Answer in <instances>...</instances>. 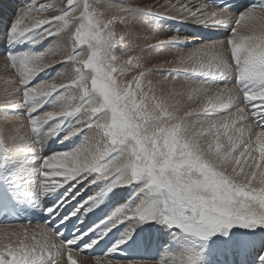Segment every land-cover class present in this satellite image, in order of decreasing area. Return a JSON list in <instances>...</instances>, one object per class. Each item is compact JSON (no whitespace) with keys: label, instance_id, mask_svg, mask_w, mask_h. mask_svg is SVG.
<instances>
[{"label":"snow or ice","instance_id":"6c2138e0","mask_svg":"<svg viewBox=\"0 0 264 264\" xmlns=\"http://www.w3.org/2000/svg\"><path fill=\"white\" fill-rule=\"evenodd\" d=\"M107 7L111 12L106 15L94 6V0H66V5L59 6L45 3L39 11L20 12L13 21L9 29L13 42L41 30V39L57 37L58 42L44 54L4 58V67L10 66L19 76L9 81L12 88L8 94L15 98L7 101L5 109L35 106L28 118L17 122L20 129L27 130V137L9 135L5 127L0 132V145L28 149L32 133L44 124L86 113L83 127L65 139L84 129L95 130L98 139L43 160L44 194L72 181L82 183L91 178L95 183L119 177L117 183L141 182V191L149 199L134 209H117L110 218L113 227L125 220L134 224L156 221L207 242L218 234L227 236L234 226H264V130L255 131L250 122L264 114V26L251 23L264 22V7L233 16L202 4L196 11L185 9L169 16L201 25L232 26L229 38L204 43L154 65L155 69L169 67L212 78L235 76L236 84L231 87L211 88L207 83L194 82L192 91L184 94L195 106H184L176 99L180 93L157 95L150 78L152 68L145 67L144 62L145 56L164 45L188 38L173 35L146 42L139 54L132 55L136 50L129 41L130 34H121L118 26L129 25L140 10L111 2ZM47 9H52L51 14L45 15ZM143 11L162 16L150 7ZM84 45L91 50L86 58L77 51ZM57 63L66 64L67 69L56 81L29 87L37 74ZM169 79L174 80L164 77ZM61 89L66 90L69 100L77 102L75 106L31 115L40 107L36 101ZM222 106H234L235 110L216 119L200 118ZM117 150L122 154L120 159L105 160ZM91 202L95 204L96 198ZM58 212V208L48 210L50 216ZM60 236L46 225L35 231L23 226L2 228L0 264H63L65 254L67 264H77L73 255L86 254L97 243L85 241L81 247L80 237L62 241ZM124 243L126 240H120L112 251ZM186 264H197V258L189 256ZM260 264H264V255Z\"/></svg>","mask_w":264,"mask_h":264},{"label":"rangeland","instance_id":"374dc122","mask_svg":"<svg viewBox=\"0 0 264 264\" xmlns=\"http://www.w3.org/2000/svg\"><path fill=\"white\" fill-rule=\"evenodd\" d=\"M187 1L186 0H178V1L176 0H94V6L99 11H104L106 15L110 14L111 12V10L107 8V5L109 2L119 3V5H122V6L124 5L126 7L136 8L140 10L150 7L154 11L159 12L162 15L160 16L155 13L144 11L145 13L138 14L137 18L133 20L132 22H130L129 25L127 26L119 25L118 26V31H121V34H130L129 41L134 45V49L136 50L135 52L131 53L132 55L139 54L140 48L144 47L146 45V42L155 43L157 39H167L168 37L173 36V35H176L179 37H187L188 39L184 42H174V43L164 45L163 47L159 48L155 52V54L145 56L144 62H145V67L152 68V73H151L152 76L150 78L152 79L153 84L156 87L157 95L162 94L164 96H173L175 93H180L181 95L177 96L176 99H179L184 106H188V105L195 106L191 101H188L187 95L184 94L186 92L192 91V87H194V82L195 83H199V82L207 83L211 88L222 87V86L231 87V86H234V83H232V76L225 77V78H212V77L202 76L201 74H198V73L187 72V71L180 70V69L170 70L169 67L155 69L154 65L164 64L166 60L168 61L173 60L176 57V55L180 53H187L195 49L196 47L201 46L204 43L223 41L229 38L231 34L232 26L231 25H201V24H197L193 22L191 19H188L187 21L192 22V23L185 24V23H182L181 21L186 20V19L169 18V16L179 15V13L183 12L185 9H191L192 11H196L197 8H199V5H197L199 3L198 0H193L194 2L192 0H187ZM45 3H48V4L56 3L59 6V4L61 3L66 5V0H20V1L19 0H0V32H2L0 33V132H3L5 127H7L9 129V135H16L18 138H26L27 130L20 129L18 127L17 122L24 121L26 118H28L29 111L32 107L35 106V104L19 106L10 111L5 109V105L7 104V101L9 99L15 98V97H10L8 94L12 88V85L9 83V81L17 80L19 76L16 70L12 69L10 66L8 68L4 67L6 63L4 58L9 56L10 54L13 56L25 55V54L27 55L44 54L49 48L57 44L58 40H57V37H48V38L41 39V37L43 36V31H44V30H41L39 32L31 33L27 36L29 39V46L26 48V51L24 52L15 51V50L13 51L11 44L14 42L11 41L10 39L9 29L13 21L20 14V12L26 9H33V8L36 11H39L40 5L45 4ZM208 7L212 8L210 6ZM217 11H225L227 12V14L233 15V16L243 13V12L241 13L229 12L226 10H217ZM51 12H52V9H47L45 11V15L51 14ZM197 15H199V13H197ZM252 23L254 26H257V27L264 26V23L262 22L261 23L252 22ZM211 29L212 30L218 29L220 30V33H216L217 31L216 32L209 31ZM203 32H205V35H209V36L211 34L213 35L219 34V35H217L215 39L211 38L206 41L204 40L203 42L195 41L197 34L203 33ZM37 41H39V43H37ZM126 43H128V41H126ZM8 45L9 47L7 48ZM77 51L81 55H83L85 58L87 57V55L91 53V50L87 48V45H84L81 48H78ZM119 53H120V49H117V54ZM66 69H67L66 64H63V63L54 64L52 67L37 74L30 81L29 87L37 86L40 83L54 82L60 77L61 73L66 71ZM164 77H169L174 80L169 79L168 81H165ZM90 83L91 82L89 79V85ZM67 96L68 94L66 90L61 89L57 93L53 94L52 96L42 101H36L37 104H40V107H38L37 109H40L42 107L46 108V110L41 113L43 114L48 111H57V110H61L64 108H68L70 106H75L77 102L74 100H69ZM234 110H235L234 106H222L220 108L212 110L209 113L201 114L200 118L201 119H216L224 115H227L230 111H234ZM86 119H87V114L79 112L63 120L58 119V120L50 121V125L46 127V129L43 130L45 126L44 124L38 131L32 133V136H31L32 144L29 146L28 149L21 148V147H12L8 144H5L4 146L0 145V152L2 151L5 154L6 156L5 163L6 165L8 163V171H7L8 173L7 174H9V177L12 181V187L14 186L13 191L15 192V194L17 193L16 196L19 195L17 198L21 202H23L25 206L32 205L30 203L31 201L33 202L32 206L36 207V210H38L40 214L45 215L48 212L50 206L52 205L49 202L47 203L43 202V198H41L44 195V191H43L44 180H43V177L41 176L43 160L45 158L51 157L54 154L72 152L83 146H86L87 144L94 143L98 139V136L95 130L84 129V131L80 132L78 135L71 136L69 140L71 145L66 150L57 149L55 151V149L58 146L53 145L52 151L51 152L48 151V153L44 155V151H45L44 149L46 147L48 148L47 145L53 139V137H55L54 135L59 134L60 137L62 136L64 138L69 136V134L72 131H74L76 128L83 127V124L86 121ZM261 119H263V122H260ZM250 122L253 124L255 131L257 132L261 131L262 130L261 125H263L264 123V114H260L255 117H252L250 119ZM88 133L91 135V138L88 137L90 136L88 135ZM65 140L67 141V139ZM19 142L20 141L18 139L17 143ZM118 153H119V150H117V153L115 155L117 156ZM42 155L44 156L42 157ZM258 155L259 153H257V156ZM21 169L25 173L28 172L30 174L32 172L33 174L32 178L30 176L28 180L26 176H21L24 173L23 171H21ZM14 171H18L20 174L19 179L17 178V180L14 179L15 178ZM20 171L22 172V174ZM90 180L91 178H89V180H86L78 184L75 181L68 182L67 184H71L70 186L72 187L70 191H68V194L71 195V193L75 192L76 188H78L77 194L81 195L79 196V198H83L82 200L83 203L87 199H91L92 197L97 198L98 193L100 191H103L105 195L104 188L108 184V180L96 181L95 183L97 184H95L94 187L90 191H87L88 188L94 184V183H91ZM19 183L22 186H20ZM27 183H28V186H26ZM134 183H131L128 185L125 184V186L121 185L122 189H121V186H118L117 188H115V190L113 189L114 191L109 190L108 191L109 193L112 192L111 195H109V193L107 192L108 195L106 194V196L104 197L109 196L108 198L110 199L111 202L115 201V205L114 207H112L113 209L111 210L112 212L114 210L116 211V208L120 209L118 207L125 206L124 204H126L127 201L131 203L130 205L131 207L128 209H131V208L134 209L136 208L137 204L141 205V204H144L145 202L146 203L148 202L149 198L144 197L145 194L141 191L143 187L142 183L141 182H134ZM26 187L27 189L25 190ZM131 187H135L136 190H134V192L131 195H128L126 192H128ZM96 190L98 193H96ZM29 193L31 195H29ZM62 194H63V191H62ZM77 194H75L74 197L77 196ZM91 194L93 195L91 196ZM143 197L145 198V200H143L144 199ZM78 200L80 201V199ZM26 202H27V205H26ZM82 202L80 203V205H82ZM95 203L97 204L98 201ZM96 204L95 205L91 204L92 207L89 206L86 209V211H83V214L86 215L88 211L91 212L92 208L96 209V206L98 205ZM80 205H79V208L81 209L82 207ZM112 212L110 213L113 214L114 212L113 213ZM127 221L128 220L119 222V223H123V226L119 233L120 239L127 238V234L129 232H131V238H132L133 234L135 233V231L137 230L139 226V224H134L133 221L131 220H129L128 222ZM152 223L153 221L148 222L147 226L150 227ZM20 226H23L30 231H35L40 226H44V225L23 224ZM160 227L164 228V230L167 232L172 231V230L175 232L178 231L177 232L178 234L177 233L176 234L180 236L181 243L179 242L178 251L176 250L178 252L177 254H179V252L184 249L183 247H185L186 250H190L189 251L190 253L191 252L195 253L194 247H192L194 245L197 246L198 244H202V247L199 245L198 246L205 250L206 247L209 249H212L213 247L211 245H214V244H215V247H217L218 243H220V245H222L221 246L222 250L219 248H216L215 250V248H213V252H215L217 256H218V252L222 256L227 255L226 257L223 258V260L225 258L226 259L232 258L233 260H235V256H237L242 251L243 248L244 250L243 252L240 253V255L245 256L247 259L249 258L254 259V261H252V264H260V257L264 255V226H256L254 228H241L239 226H234L233 228L228 230L227 237L224 235L218 234L212 237L209 241H207L208 243L204 241H201L202 242L201 243L200 240L198 239H194L192 237L186 236V234L182 233L180 229L178 228H175V227L169 228L167 225H164V224H160ZM17 228H20V227H17ZM145 228H146V225H145ZM236 234L238 235L237 237H240V238L242 237V239H239V240H244V244H246V242H249L246 244V245L249 244V246L248 247L244 246L243 241H241L242 243L238 241V239L235 238L236 236H234ZM228 237H232V239L229 240L230 244L226 247L225 244L227 243V240L225 239H228ZM37 239H39L38 233H37ZM127 240L129 241L130 239H127ZM56 242L59 243V240L57 239ZM144 242L147 244H150L152 242V237L144 238ZM212 242L213 244H211ZM203 249L202 250L200 249L198 252L200 253L203 252L204 251ZM253 250H255V254H253ZM176 251H172L168 253L165 250H162L159 253L158 258L154 262H151V263L142 262V263L143 264H170V263L177 264V262H174L176 261V258H177L175 256L177 255L175 254ZM197 253L195 254L198 256ZM229 253H231V255ZM108 255L111 256L110 253ZM108 255L102 256L100 258L89 259L85 256L84 253L83 254L80 253V255L78 256L74 254L73 259L77 261V264H104L106 260L109 261V264H139L140 263V262H130V263L121 262V261L113 260ZM202 259L201 260L199 259L200 264H210L208 259L207 261H202ZM63 264H67L66 254H65Z\"/></svg>","mask_w":264,"mask_h":264},{"label":"bare ground","instance_id":"6f19581e","mask_svg":"<svg viewBox=\"0 0 264 264\" xmlns=\"http://www.w3.org/2000/svg\"><path fill=\"white\" fill-rule=\"evenodd\" d=\"M20 1V0H19ZM176 1H178V0H176ZM187 1V0H186ZM193 1V0H192ZM191 1V2H192ZM199 1V0H198ZM188 2V1H187ZM194 2V1H193ZM203 3H201V2H199L197 5H199V7L202 5ZM107 5V4H106ZM105 5V6H106ZM113 5L114 6H117V7H121V8H125V9H128V10H132V11H136V10H140V9H136V8H131V7H126V6H122V5H119V3H113ZM205 5V4H204ZM206 6V5H205ZM207 8H209L208 7V5L206 6ZM210 7H212V6H210ZM108 8V7H107ZM212 8H214V7H212ZM212 8H209V9H211V10H216V8H214V9H212ZM217 10H219V9H217ZM226 11H229V10H226ZM229 12H231V11H229ZM140 13H145L143 10H140L139 12H138V14H140ZM238 13V12H237ZM188 19H186V20H182L181 22L182 23H185V24H190V23H192V22H189V21H187ZM252 22H257V21H252ZM251 22V23H252ZM262 23H264V22H262ZM130 24V23H129ZM132 24V23H131ZM253 24V23H252ZM132 26V25H131ZM188 27V26H187ZM204 30H206V29H204ZM209 31H217L216 33H220V30H218V29H211V30H209ZM0 33H2V32H0ZM199 35L200 36H203V35H205V32H203V33H199ZM211 35H213V34H211ZM197 39V40H196ZM195 41H202L203 42V37H199V36H197L196 38H195ZM11 46H12V49H13V51L15 50V51H26V48L29 46V39H28V37L26 36L25 38H23V39H20V40H17V41H15L14 43H12L11 44ZM3 47V46H2ZM9 47V45L7 46V48ZM38 47V46H37ZM36 47V48H37ZM28 50V49H27ZM29 51V50H28ZM11 52V51H10ZM17 53V52H16ZM20 53V52H19ZM23 54V53H22ZM11 55V54H10ZM6 110H8V111H10V110H12V109H6ZM37 110H39V109H37ZM16 111V110H15ZM30 112V111H29ZM263 117V116H262ZM263 119H261V121H262ZM55 127V126H54ZM263 127H264V124L263 125H261V129L263 130ZM88 135H90L89 133H88ZM55 137H53V139L48 143V148L46 147L44 150V155H46L47 153H48V150H49V144L53 141L54 143H55V145H57L58 147L55 149V151L57 150V149H61V150H66L68 147H70V139H67V141L65 140V138L64 137H60L59 136V134L58 135H54ZM88 137H90L91 138V135L90 136H88ZM23 152V151H22ZM21 153V152H20ZM113 152H111V153H109L107 156H109L110 154H112ZM11 155V154H10ZM21 155V154H20ZM121 153L119 152L118 154H117V156L115 155V156H112V157H105V160L106 161H114V160H118V159H120V157H121ZM15 157V156H14ZM34 157V156H33ZM36 160V159H35ZM33 161V160H32ZM38 162V161H37ZM20 163V162H19ZM6 164V163H5ZM26 164V163H25ZM6 168H7V171H8V163H7V165H6ZM20 168V167H19ZM41 169V168H40ZM19 171V170H18ZM18 171H14L15 172V180H17V178L19 179V172ZM21 171H23L22 169H21ZM20 171V172H21ZM24 172V171H23ZM8 173V172H7ZM28 172H24L23 174H22V172H21V176H26L27 178H28V180H29V178H30V176H31V178H32V172L29 174H27ZM9 175V174H8ZM119 180V177H112V178H109L108 179V184H107V182H106V187L104 188L105 190H104V192H105V195L104 196H106V194H107V192L109 191V190H112V191H114L115 190V188H117L118 186H121V185H123V186H125V184H127V183H125V182H123V181H121L120 183H117V181ZM7 181V180H6ZM24 181V180H23ZM36 181V180H35ZM91 181V180H90ZM26 182V181H25ZM11 184H12V181H11ZM17 184V183H16ZM15 184V185H16ZM25 184V183H24ZM30 184V183H29ZM78 184V183H77ZM88 184V183H87ZM97 184V183H96ZM103 184V183H102ZM135 184V183H134ZM8 185H9V183H8ZM19 185H20V183H19ZM19 185H17V186H19ZM33 185V184H32ZM71 184H66V185H64L62 188H60V189H57L55 192H48L47 194H44L41 198H43V202H45V203H47V202H50L51 204H53V203H55L54 202V199L55 198H57L58 196H59V194L61 193V191H63V196L64 197H62V199L63 198H66L67 197V200H66V202L65 203H62L61 205H60V210H59V213H61L63 210H65L67 207H69L70 205H74L76 202H79V200L78 199H80L79 198V196H81V195H79V194H77V191H78V188H76V190H75V192H73V193H71V195H69L68 194V191H70V189L72 188L71 186H70ZM91 185V184H90ZM128 185V184H127ZM20 186H22V185H20ZM26 186H28V183H27V185ZM86 186V185H85ZM88 186V185H87ZM14 187V186H13ZM12 187V188H13ZM29 187H30V185H29ZM33 187V186H32ZM77 187V186H76ZM89 187V186H88ZM98 187V186H97ZM86 188V187H85ZM101 188V187H100ZM124 188H126V187H124ZM27 189V187L25 188V190ZM87 189V188H86ZM114 189V190H113ZM119 189V188H118ZM117 189V190H118ZM121 189H122V186H121ZM129 189V188H128ZM14 190V189H13ZM30 190V189H29ZM67 190V191H66ZM74 190V189H73ZM73 190H71V191H73ZM120 190V189H119ZM136 190V189H135ZM14 192V191H13ZM20 192V191H19ZM65 192V193H64ZM116 192H118V191H116ZM82 193V192H81ZM96 193H98L97 192V190H96ZM109 193V192H108ZM127 193V192H126ZM14 194H15V192H14ZM17 194V193H16ZM15 194V195H16ZM28 194V193H27ZM75 194H77V196H75L74 197V195ZM25 195V194H24ZM29 195H31L30 193H29ZM93 194H91V196H92ZM97 195V194H96ZM108 195V194H107ZM19 196V195H18ZM17 196V197H18ZM98 197V196H97ZM109 197V196H108ZM134 197V196H133ZM144 197H146V196H144ZM143 197V198H144ZM97 199V198H96ZM138 200V199H137ZM141 200V199H140ZM143 200H145V198L143 199ZM127 201V200H126ZM31 202V201H30ZM97 202V201H96ZM27 203V202H26ZM125 203V202H124ZM144 203V202H143ZM146 203V202H145ZM144 203V204H145ZM58 204L59 203H55L54 204V206H52V207H50L49 208V210L50 209H53V207L54 208H57V206H58ZM82 204H84L83 202H82ZM96 204V203H95ZM95 204H93V205H95ZM98 204V203H97ZM96 204V205H97ZM79 205H80V203H79ZM79 205H78V208H76L75 209V215H73L72 213H70L69 215H67V217L65 218V220L66 219H69V220H72V219H74L76 216H77V214H78V212L81 210L80 208H79ZM125 206H123V207H118V208H122V209H128V208H130L131 206V203L130 202H128L127 201V203L126 204H124ZM133 205V204H132ZM137 205H139V204H137ZM137 205H136V207H137ZM81 206V205H80ZM90 207H92L91 205H90ZM114 207V206H113ZM135 207V206H134ZM80 209V210H79ZM113 209V208H112ZM132 209V208H131ZM95 210L96 209H93L92 208V210H91V212H89L88 211V213L85 215V214H83V212H82V219L80 218V221H81V224L80 225H83L84 224V222H85V220H86V216L88 215V214H90V213H92V212H95ZM116 210H117V208H116ZM86 211V210H85ZM112 212V211H111ZM113 212H115V210L113 211ZM112 212V213H113ZM58 213V214H59ZM111 214V213H110ZM56 216H57V214L55 215V217H53V218H51V219H49L48 220V222H47V224H52V223H54L55 224V219H56ZM126 221V220H125ZM129 221V220H128ZM127 221V222H128ZM134 223V222H133ZM123 224V223H122ZM161 223H159V225H160ZM59 225H61V224H59ZM59 225H57L56 227H59ZM130 225V224H129ZM111 226V225H110ZM123 226V225H122ZM133 226V225H132ZM163 226V225H162ZM17 227H21L20 225L19 226H13V227H11L10 226V228H17ZM111 227H113V226H111ZM2 228H9V227H3V226H0V229H2ZM131 228V227H130ZM167 228V227H166ZM110 229V228H109ZM108 229V230H109ZM146 229V228H145ZM81 229H79L78 231H80ZM129 230V229H128ZM130 231V230H129ZM128 231V232H129ZM178 232V231H177ZM178 234V233H177ZM126 235V234H125ZM122 236H124V235H122ZM187 236V235H186ZM234 236H236L235 238L236 239H238V241H243V245L244 246H249V244L248 245H246L247 243H249V242H246V244H244V240H239V239H242V237L240 238V237H237L238 235L236 234V235H234ZM227 237V236H226ZM235 238H233V239H235ZM58 239V238H57ZM124 239V238H123ZM128 238H125L124 240H126V243H127V240ZM131 239V238H130ZM230 239H232V237H228V239H225V240H227V243L225 244V246L227 247L230 243H229V240ZM120 240H122V238L120 239V234H119V236L117 237V239H116V243L114 244L115 246L118 244V242L120 241ZM150 240V239H149ZM212 241V240H211ZM232 241V240H231ZM246 241V240H245ZM201 242V241H200ZM189 243V242H188ZM202 243V242H201ZM208 243V242H207ZM242 243V242H241ZM125 244V243H124ZM123 244V245H124ZM211 244H213V242L211 243ZM185 245H186V243H185ZM199 246H202V244H198ZM203 245H204V243H203ZM114 246V247H115ZM121 246V245H120ZM188 246V245H187ZM190 246H191V244H190ZM213 248H215V250H216V248H219V249H221L222 247V245H220V243H218V245H217V247H215V244L214 245H211ZM113 247V248H114ZM112 248V249H113ZM184 248V249H183ZM182 249V251H180L179 252V254H177L178 252V249H177V251H176V253L175 254H177V255H175L177 258H176V261H174V262H177V264H186V261H187V258L189 257V256H195L196 258H197V264H200L199 263V259L201 258L200 256H201V254H202V252L200 253V252H198L197 254H198V256L195 254V253H190L189 251L190 250H186V248L185 247H183ZM189 248V247H188ZM213 248L212 249H210L211 251H213ZM229 248H231V247H229ZM191 249V248H190ZM203 248H201V250H202ZM206 249V248H205ZM233 249V248H232ZM204 250V249H203ZM222 250V249H221ZM229 250V249H228ZM243 250H244V248L242 249V251L241 252H243ZM86 251H88V250H86ZM112 251V250H111ZM234 251V250H233ZM83 252V251H82ZM81 252V253H82ZM240 252V253H241ZM110 254H111V252H109ZM109 253H106V255H104V256H107ZM223 253V252H222ZM240 253L237 255V256H235V255H233V256H235V260H233L232 258H229V259H224L223 260V258L224 257H226L227 255H225V256H222L221 254H219V252H218V258H220V259H217V261H219L218 262V264H245V263H249V261H251L252 259H247L245 256H243V255H240ZM83 254V253H82ZM230 255H231V253H229ZM233 254V253H232ZM253 254H255V250H253ZM108 256H110V255H108ZM170 256H172V255H170ZM111 257V256H110ZM229 257H231V256H229ZM164 258H165V256H164ZM238 259V260H237ZM170 261V260H169ZM141 264H143L142 262H140ZM139 263V264H140ZM147 263V262H146ZM168 263V262H167ZM206 263V262H205ZM171 264V263H170ZM174 264V263H173Z\"/></svg>","mask_w":264,"mask_h":264}]
</instances>
